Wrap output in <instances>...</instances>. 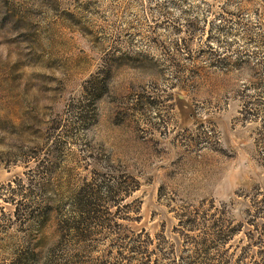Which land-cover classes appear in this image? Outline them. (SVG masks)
<instances>
[{"label":"rangeland","instance_id":"1","mask_svg":"<svg viewBox=\"0 0 264 264\" xmlns=\"http://www.w3.org/2000/svg\"><path fill=\"white\" fill-rule=\"evenodd\" d=\"M258 210L264 0H0V264H264Z\"/></svg>","mask_w":264,"mask_h":264},{"label":"trees","instance_id":"2","mask_svg":"<svg viewBox=\"0 0 264 264\" xmlns=\"http://www.w3.org/2000/svg\"><path fill=\"white\" fill-rule=\"evenodd\" d=\"M192 33H194V30L191 29ZM184 41L186 43L189 42V39H184ZM88 188H85L83 187L81 190H80V198H79V202L77 203L76 207H78V209L80 211H84L86 209H88V207L90 208V206L94 203V202H97V200H99L100 197L96 196V193L95 191L93 190L95 187L92 183H88L86 184ZM112 190V189H111ZM214 211L211 213V214H207V215H200L198 213V215H194L193 217H188L187 220H186V225L187 227L189 228H192V227H195L199 224V220L198 218H204V220H209L211 219L213 221L212 224L216 225V226H220V230L216 233L220 238H223L225 240H227V238H230V236L232 235L234 229H230V233H227L229 235H226V233L224 232V228H223V223H224V217L222 216L224 212H226V208L223 206V207H220V206H217V205H214ZM260 218H263L264 219V216L261 215V211L258 210L257 213L253 214L252 215V218L250 219L252 221V224L255 226L256 229H262V225H264V222L260 221L259 219ZM79 223H83V221H78ZM74 225L75 228H79V226L81 225ZM228 236V237H226ZM248 236H249V239H250V244H253L255 242V238H256V235L255 233L253 232V230H250L248 232ZM246 246H244L245 248ZM246 251H240L239 255L242 257V256H245L246 255ZM26 262L22 261V260H19V262L17 264H25ZM46 264H50L49 261H47Z\"/></svg>","mask_w":264,"mask_h":264}]
</instances>
